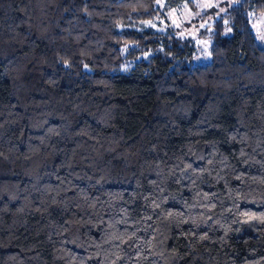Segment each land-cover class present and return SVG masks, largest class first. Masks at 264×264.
Instances as JSON below:
<instances>
[{
    "label": "trees",
    "instance_id": "16d2710c",
    "mask_svg": "<svg viewBox=\"0 0 264 264\" xmlns=\"http://www.w3.org/2000/svg\"><path fill=\"white\" fill-rule=\"evenodd\" d=\"M183 5L0 0V264H264V0Z\"/></svg>",
    "mask_w": 264,
    "mask_h": 264
},
{
    "label": "rangeland",
    "instance_id": "374dc122",
    "mask_svg": "<svg viewBox=\"0 0 264 264\" xmlns=\"http://www.w3.org/2000/svg\"><path fill=\"white\" fill-rule=\"evenodd\" d=\"M194 7L190 9L183 5L179 9H172L166 13V20H153L144 22V26H151L157 30L165 28L172 29L179 36H191L196 45L197 53L192 58V63L203 64L209 61V40L196 37L195 30L204 25L209 15L218 9L220 13L237 3V0H193ZM250 26L255 34L256 43L259 47L264 48V12L250 11L248 14ZM211 19L206 24H211ZM230 33L229 29L224 31V35Z\"/></svg>",
    "mask_w": 264,
    "mask_h": 264
}]
</instances>
